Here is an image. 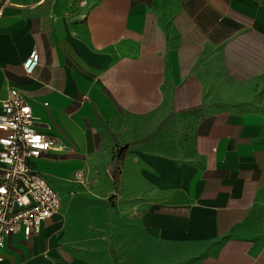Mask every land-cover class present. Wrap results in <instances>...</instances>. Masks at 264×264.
Here are the masks:
<instances>
[{"label":"crops","instance_id":"1","mask_svg":"<svg viewBox=\"0 0 264 264\" xmlns=\"http://www.w3.org/2000/svg\"><path fill=\"white\" fill-rule=\"evenodd\" d=\"M12 87L65 149L1 264H264V0H0Z\"/></svg>","mask_w":264,"mask_h":264},{"label":"built area","instance_id":"2","mask_svg":"<svg viewBox=\"0 0 264 264\" xmlns=\"http://www.w3.org/2000/svg\"><path fill=\"white\" fill-rule=\"evenodd\" d=\"M37 62V50L32 48L22 62L26 75ZM0 131L1 248L9 234L20 231L29 236L59 210L58 192L33 164L42 153L63 151L65 145L37 130L29 104L15 87L0 99ZM77 178L81 182V174Z\"/></svg>","mask_w":264,"mask_h":264},{"label":"rangeland","instance_id":"3","mask_svg":"<svg viewBox=\"0 0 264 264\" xmlns=\"http://www.w3.org/2000/svg\"><path fill=\"white\" fill-rule=\"evenodd\" d=\"M82 183H80V182H78V179H76V176H71V182L72 183H75L76 185L77 184H81V186L84 184V185H86L87 184V182H88V179H86L85 178V176H82ZM56 185H58L57 184V182H55V181H53ZM59 187V186H58ZM83 187V186H82ZM74 192H76V194H78L79 193V191H77V190H72V191H70L69 192V194L71 195L72 193H74ZM86 193H88V192H86ZM69 218L71 219V221H75L78 217H79V215L78 214H76V213H74V212H70L69 214ZM67 215V216H68Z\"/></svg>","mask_w":264,"mask_h":264}]
</instances>
